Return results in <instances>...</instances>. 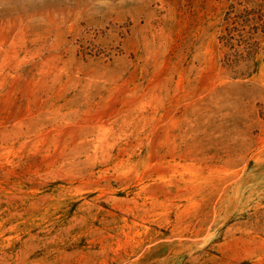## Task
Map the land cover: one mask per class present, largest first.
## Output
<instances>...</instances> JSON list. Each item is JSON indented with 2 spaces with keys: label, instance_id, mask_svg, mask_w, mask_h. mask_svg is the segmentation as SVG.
I'll return each instance as SVG.
<instances>
[{
  "label": "rangeland",
  "instance_id": "obj_1",
  "mask_svg": "<svg viewBox=\"0 0 264 264\" xmlns=\"http://www.w3.org/2000/svg\"><path fill=\"white\" fill-rule=\"evenodd\" d=\"M0 264H264V0H0Z\"/></svg>",
  "mask_w": 264,
  "mask_h": 264
}]
</instances>
